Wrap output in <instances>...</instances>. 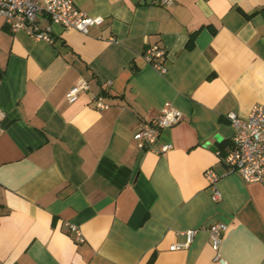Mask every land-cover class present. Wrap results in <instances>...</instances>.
I'll return each mask as SVG.
<instances>
[{"label":"crops","instance_id":"0c3cea01","mask_svg":"<svg viewBox=\"0 0 264 264\" xmlns=\"http://www.w3.org/2000/svg\"><path fill=\"white\" fill-rule=\"evenodd\" d=\"M72 1L102 23L52 24L47 43L0 17V264H219L217 223L226 264H264V181L219 155L234 134L226 116L264 104V0ZM155 45L164 74L144 58ZM80 80L89 90L68 102ZM166 104L182 119L139 149L140 124ZM188 230L191 244L169 250Z\"/></svg>","mask_w":264,"mask_h":264},{"label":"built area","instance_id":"2783aa9c","mask_svg":"<svg viewBox=\"0 0 264 264\" xmlns=\"http://www.w3.org/2000/svg\"><path fill=\"white\" fill-rule=\"evenodd\" d=\"M137 1L160 6L172 4V0ZM0 17L3 18L12 33L25 31L35 40L47 43L53 41L50 33L52 24L59 25L65 30H76L86 34L91 27L102 23L101 17L89 16L79 10L72 0H0ZM42 19L46 21L47 25L42 26L40 24ZM144 58L157 72L166 73L165 50L163 48L157 45L150 47L144 53ZM88 90V83L85 80H80L66 93V100L74 102L80 92ZM91 102L95 108L100 110L109 107L101 96L92 95ZM2 117L3 112L0 110V120ZM226 118L234 128L230 147L223 154L219 153L227 171L240 174L248 183L264 181V104L254 106L244 119L234 113H229ZM181 119V112L170 104H166L156 118L140 124L135 134L137 147L141 150H154L153 145L158 140L161 131L174 126ZM170 148L171 145H163L156 152L163 154ZM204 176L212 192V199L219 201L221 198V193L217 188L219 177L210 169L204 173ZM66 226L75 233L76 240L81 242L82 237L78 230L71 224H66ZM207 229L211 247L215 252L214 261L219 264H226L219 254V248L227 225L217 223ZM196 233V230L182 232L185 241L171 245L169 250L186 249L193 241Z\"/></svg>","mask_w":264,"mask_h":264},{"label":"trees","instance_id":"16d2710c","mask_svg":"<svg viewBox=\"0 0 264 264\" xmlns=\"http://www.w3.org/2000/svg\"><path fill=\"white\" fill-rule=\"evenodd\" d=\"M190 41H193V37L190 38ZM191 45V43H190ZM222 149H225V148H222ZM221 154H223L222 152H220Z\"/></svg>","mask_w":264,"mask_h":264},{"label":"water","instance_id":"95a60500","mask_svg":"<svg viewBox=\"0 0 264 264\" xmlns=\"http://www.w3.org/2000/svg\"><path fill=\"white\" fill-rule=\"evenodd\" d=\"M213 149H215V148H213Z\"/></svg>","mask_w":264,"mask_h":264}]
</instances>
